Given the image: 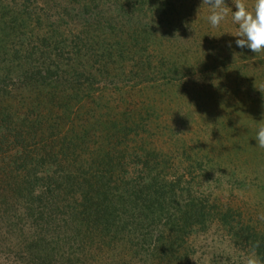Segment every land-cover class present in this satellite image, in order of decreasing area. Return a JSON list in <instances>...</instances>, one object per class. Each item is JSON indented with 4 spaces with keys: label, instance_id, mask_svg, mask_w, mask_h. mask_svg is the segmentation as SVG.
Listing matches in <instances>:
<instances>
[{
    "label": "rangeland",
    "instance_id": "1",
    "mask_svg": "<svg viewBox=\"0 0 264 264\" xmlns=\"http://www.w3.org/2000/svg\"><path fill=\"white\" fill-rule=\"evenodd\" d=\"M210 11L0 0V264H264V52Z\"/></svg>",
    "mask_w": 264,
    "mask_h": 264
},
{
    "label": "clouds",
    "instance_id": "2",
    "mask_svg": "<svg viewBox=\"0 0 264 264\" xmlns=\"http://www.w3.org/2000/svg\"><path fill=\"white\" fill-rule=\"evenodd\" d=\"M203 4L211 10L207 16L210 27L219 28L231 14V22L236 26V47L255 54L264 52V0H254L251 7L247 0H232L235 11L225 0H203ZM254 140L257 147L264 148V122L257 123Z\"/></svg>",
    "mask_w": 264,
    "mask_h": 264
},
{
    "label": "trees",
    "instance_id": "3",
    "mask_svg": "<svg viewBox=\"0 0 264 264\" xmlns=\"http://www.w3.org/2000/svg\"><path fill=\"white\" fill-rule=\"evenodd\" d=\"M241 232H243V231H241ZM257 235H258V234H257ZM245 237H246V241L249 242V239L251 238V235H250V236H245ZM245 237H244V238H245ZM260 237H264V235L261 234ZM256 240H257V239H256ZM251 245H252L254 248H256V246H257V245L254 244V241H252Z\"/></svg>",
    "mask_w": 264,
    "mask_h": 264
}]
</instances>
